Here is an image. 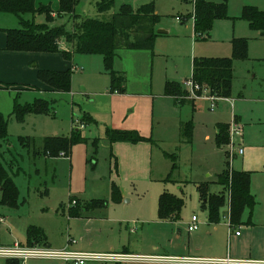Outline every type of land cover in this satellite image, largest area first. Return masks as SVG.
Segmentation results:
<instances>
[{
	"label": "rangeland",
	"instance_id": "1",
	"mask_svg": "<svg viewBox=\"0 0 264 264\" xmlns=\"http://www.w3.org/2000/svg\"><path fill=\"white\" fill-rule=\"evenodd\" d=\"M99 1L80 0L77 14L109 20L123 5L136 11L147 4L115 0L113 9L101 14ZM208 1L224 3L227 16L216 19L209 36L199 39L194 31L192 2L153 0L161 16L160 25L168 34H160L150 51L118 50L113 70L125 77L124 93L112 89V77L102 56L74 53L66 42L60 46L74 53L72 61L60 52L8 51L7 31L19 29L20 21L15 15L0 13V113L8 122L9 140L0 147V157L13 165L10 173L19 189L16 206L1 204L0 190V217L5 218L0 223V247L15 243L27 246V228L35 225L44 229L55 248L74 240L76 243L69 248L74 252L108 254L126 249L137 256L177 255L168 246L177 244L179 236V245L186 252L178 258L217 260L214 258L235 257L240 252L244 259L264 264V101L259 102L264 85V32L253 29L243 17L246 7L264 12V0ZM37 3L58 9L57 0ZM177 17L183 21H176ZM24 18L38 24L46 20L44 15L28 14ZM56 24L66 25L70 31L74 27L69 16ZM235 39L247 41L248 60L234 63L233 99L219 100L214 110L211 101H199L200 110L193 116L192 143L185 142L188 139L182 136L184 128L179 131V119L190 116V112L180 110L166 95V84L174 81L183 86L191 79L194 59L232 57ZM72 69L70 93L43 88L40 72ZM184 92L181 100L195 101L196 92ZM37 100L47 102L50 111L31 113L22 119L14 114L18 105L27 107ZM235 116L240 121H235ZM219 122L229 123L234 131L227 148L219 149L215 142ZM77 130L82 139L70 157L34 155V147L39 149L47 138H70ZM108 131L131 132V137L138 134L143 140L112 143L107 139ZM27 137L36 141H29L30 149L20 144V139ZM225 152L237 154L232 169L252 172L258 202L252 223L246 221L241 229L237 228L240 239H236V228L231 230L224 217L227 203L219 222L210 223L199 191L198 182L206 181L208 176L214 181L220 171L224 172ZM166 153L177 154V168ZM113 185L120 188L123 202L95 207L96 203L110 202ZM211 190L221 192L223 188L213 185ZM163 192L183 201L179 221L167 224L157 219ZM77 203L82 217L63 213V206L78 208ZM193 216L199 223L195 234H203L202 245H197L191 239L195 234L188 232ZM6 263L0 258V264ZM26 264L65 263L33 260Z\"/></svg>",
	"mask_w": 264,
	"mask_h": 264
},
{
	"label": "trees",
	"instance_id": "2",
	"mask_svg": "<svg viewBox=\"0 0 264 264\" xmlns=\"http://www.w3.org/2000/svg\"><path fill=\"white\" fill-rule=\"evenodd\" d=\"M185 3L192 2L194 5V31L199 39H205L213 27L216 19L226 17L227 10L224 3L216 4L208 0H183ZM59 6L56 11L50 5L37 6L36 0H0V13L15 15L20 21V28L7 31L6 49L11 52H43L62 53L66 60L72 61L74 53L82 55H100L104 58L107 71L112 77V89L118 93L125 91V77L113 70L116 54L119 49L153 50L161 23V16L157 13L153 1L134 10L130 5H123L121 10L112 15L109 20L94 18H81L77 14L80 0H58ZM115 0H100L97 3L98 12L103 14L111 11ZM44 15V23H36L25 19L26 15ZM69 16L74 23L73 30L67 29L66 25H57L58 20ZM243 17L255 30L264 32V12L255 7H246ZM65 41L73 47L74 53L61 49L60 44ZM233 56L229 58L213 59L201 58L193 62L192 79L202 90H206L210 96L219 99H228L232 96L234 82V63L239 60H248L247 41L235 39L233 41ZM73 70L42 71L39 74L40 81L49 89L70 93L72 88ZM1 85V83H0ZM183 86L177 82L166 84V95L173 97L178 104L189 102L180 96L185 95ZM50 111L49 104L45 101H35L34 104L16 107L14 114L22 119L31 113H46ZM86 121V120H85ZM86 123V122H83ZM183 135L191 140L193 135V122L187 123ZM217 145L225 146L229 143V126H219ZM131 132L108 131V141L115 142H138L142 137ZM80 131H73L70 138L54 137L47 138L43 147L35 148V156L56 158L60 153L70 157L73 147L81 142ZM30 138H21L20 144L24 148L29 147ZM8 140V122L0 113V147L6 145ZM34 142V141H33ZM169 156V155H168ZM170 157V156H169ZM174 168H177V158L174 156ZM13 165L6 163L0 157V190L2 191L1 204L16 206L19 199V189L10 173ZM218 184L223 188L220 194L211 192L210 184H202L199 187L203 206L209 211V220L218 223L222 209L226 204L227 194L231 195L230 228L240 226L246 210H253L256 200L251 193V174L237 172L226 164L225 171L219 175ZM112 203H120L122 194L114 185L111 193ZM98 204V203H97ZM102 206L104 202H100ZM79 203H77L78 207ZM158 217L162 221L177 222L181 219L184 203L176 196L164 192L159 198ZM27 246H46L47 236L43 229L34 225L27 228ZM10 264H18L11 262Z\"/></svg>",
	"mask_w": 264,
	"mask_h": 264
},
{
	"label": "built area",
	"instance_id": "3",
	"mask_svg": "<svg viewBox=\"0 0 264 264\" xmlns=\"http://www.w3.org/2000/svg\"><path fill=\"white\" fill-rule=\"evenodd\" d=\"M130 2L143 1L150 2L152 0H129ZM177 21H182V18H176ZM184 89L187 90L190 94H195L193 100H209L212 102L211 110H214L216 107V102L219 98L210 96L206 90H202L198 85H196L193 79L187 80L183 85ZM196 92V93H195ZM200 92V93H199ZM206 94V95H205ZM186 99V98H185ZM184 100V99H183ZM189 100V99H186ZM76 123H79L76 120ZM231 134L234 133L233 129L230 130ZM236 132V131H235ZM231 145V144H230ZM243 151L240 150L239 154H242ZM229 157L232 159L236 153H228ZM59 156L68 158L65 153H60ZM76 204V201L73 202V205ZM5 219L0 217V223L4 222ZM199 223L197 216H193L188 231L193 233L198 230ZM236 235L239 236L240 232L237 231ZM72 243H76L72 240ZM0 258L9 259V260H19L22 264H26L28 261L37 260V261H54L65 264H88V263H99V264H123L128 262H180L185 264H262L255 261L248 260H194L187 258H168V257H146V256H136L124 253H108V254H91V253H82L74 252L68 249L56 250L46 246H23L21 244L15 243L13 246L4 248L0 247Z\"/></svg>",
	"mask_w": 264,
	"mask_h": 264
},
{
	"label": "crops",
	"instance_id": "4",
	"mask_svg": "<svg viewBox=\"0 0 264 264\" xmlns=\"http://www.w3.org/2000/svg\"><path fill=\"white\" fill-rule=\"evenodd\" d=\"M58 1V0H57ZM153 1V0H152ZM38 0H36V4H37V6L39 5L38 3ZM151 2V1H150ZM148 3V2H147ZM42 4V3H41ZM40 4V5H41ZM58 6H59V3H58ZM58 8V7H57ZM193 9H194V5H193ZM57 10V9H56ZM157 13L159 14V12H158V10H157ZM160 15V14H159ZM177 18H180V17H177ZM177 21V20H176ZM182 21H183V19H182ZM162 22V21H161ZM181 22V21H180ZM161 24V23H160ZM159 30H164V31H166V29H163V27L160 25L159 26ZM168 34V31H166V35ZM62 42H65V41H62ZM62 50H64V51H67V52H69V50H65V49H62ZM73 60V59H72ZM195 60V59H194ZM194 60H193V62H194ZM73 70V69H72ZM192 72H193V69H192ZM234 74H235V70H234ZM264 81V80H263ZM174 81H168L167 83H173ZM178 83V82H177ZM180 83V82H179ZM234 84V83H233ZM0 87H1V85H0ZM47 86L46 85H43V88H46ZM43 88H36V89H39V90H41V91H43L44 89ZM47 89V88H46ZM261 94H262V98L260 97L259 98V102H261V101H264V85H263V87H262V89H261ZM173 100H174V102H175V105L177 106V107H179L180 108V110H182V111H184V110H188L189 112H190V116H188V117H181L180 119H179V131L182 129V126H185L187 123H189V122H193V116H194V113H196V112H198L199 110H200V106L198 105L199 104V101H201V100H195V101H189V102H185L184 104H178V102H176V100L173 98V97H171ZM232 99H233V92H232V96H231V98H228V99H224V100H230V101H232ZM258 102V101H257ZM187 107V108H186ZM182 108H184V109H182ZM235 121H240V119L237 117V116H235ZM75 123H76V121H75ZM76 124H78V123H76ZM221 125H228L229 126V139H230V141H229V143L227 144V145H225V146H221V147H219L218 145H217V140H218V136H219V133H220V130H219V126H221ZM230 130H231V128H230V125H229V123H222V122H219V123H217V125L215 126V142H216V145H217V147L219 148V149H222V148H227V146H229L230 144H232V140H231V132H230ZM77 131H79V130H77ZM193 133H194V123H193ZM209 138V137H208ZM192 140H193V135H192V138H191V140H187V141H185V142H188V143H192ZM36 141L34 140V143H35ZM44 142V141H43ZM184 143V142H183ZM36 144V143H35ZM37 146V145H36ZM43 147V145L41 146V147H39V149H41ZM35 148L36 149H38L37 147H34V150H35ZM38 149V150H39ZM227 153V154H226ZM35 155V154H34ZM170 157H169V156ZM177 155V154H176ZM166 156L167 157H169L170 159H173V160H175V158H174V156H175V154H169V153H166ZM37 158L38 157H41V156H36ZM36 157H35V159H36ZM237 158V154H235V156L232 158V159H236ZM232 159L229 157V154H228V152H225V157H224V167L223 168H225L226 169V164L227 163H229L230 164V168H231V163H232ZM174 166V165H173ZM232 169V168H231ZM234 171H237V172H247V173H250L251 174V193H252V195L254 196V198H255V200H256V206H255V208L253 209V210H250V209H248V210H246V212L244 213V216H243V219H242V223H241V225H243V224H246V221H248L247 222V224H251L252 223V217H253V215H254V212H255V209H256V207H257V205H258V202H257V197H256V195H255V193H254V191L253 190H255V188H254V184H253V182H252V172H250V171H246V170H235V169H233ZM225 171V170H224ZM220 174H222V172L220 171V173H218L217 175H216V179L213 181V180H211L212 179V177H210V176H208L207 177V180L206 181H200V182H198V185H199V187L202 185V184H210L211 186H220L219 184H218V177H219V175ZM210 180H211V182H210ZM114 186V185H113ZM112 186V187H113ZM118 187V186H117ZM119 188V187H118ZM120 189V188H119ZM121 191V190H120ZM211 192L213 193V194H220L221 192H217V191H215V192H213L212 190H211ZM164 193V192H163ZM163 193H161V195L163 194ZM121 194H122V192H121ZM123 195V194H122ZM160 195V196H161ZM160 198V197H159ZM123 196H122V201L120 202V203H117V204H115V203H112V201L110 200V202H104L105 203V205L104 206H102L100 203H96L95 204V207H99V208H101V207H107L108 206V203H110V205H118V204H121L122 202H123ZM126 203H128V201H126ZM226 203H227V205H228V211H227V213H226V216H225V214H224V217H226L227 218V220H228V223H230V212H231V207H230V203H231V195L230 194H227V196H226ZM73 204V203H72ZM202 204H203V202H202ZM158 205H159V200H158ZM226 205V204H225ZM225 207V206H224ZM158 208H159V206H158ZM62 211H63V213H67V211H68V213H69V216L70 217H77V218H80V217H82V210H81V208L79 207V205H78V208H73V207H67V206H63L62 208ZM207 209V208H206ZM224 209V208H223ZM223 209H222V211H223ZM207 212H208V220H209V211L207 210ZM2 218H4V217H2ZM193 218V217H192ZM5 219V218H4ZM160 222H163V223H167V224H169V223H172V222H174V221H162V220H160L159 219V217L157 218ZM192 220V219H191ZM209 222L210 223H212L210 220H209ZM190 223H191V221H190ZM213 224H215V223H213ZM240 225V226H241ZM35 226V225H34ZM240 226H237L236 227V231L235 232H237V228L239 227V229H241L240 228ZM229 227H230V225H229ZM41 228V227H40ZM43 229V228H42ZM231 229V228H230ZM43 231H44V229H43ZM134 230H130V232H133ZM189 232V231H188ZM196 232V231H195ZM195 232H193L194 234H195ZM44 233H45V231H44ZM190 233V232H189ZM46 234V233H45ZM191 234V233H190ZM235 235H236V233H235ZM47 236V235H46ZM178 237V240H175L176 242H177V244H175V245H173V246H168V247H170V250H175V253L177 254V255H159V256H166V257H174V256H176V258H178V257H183L182 255H181V253H183V252H186V248L184 249V248H182V246L181 245H179V236H177ZM202 237H203V234L202 233H197V234H195V235H193L192 236V240L193 241H195L196 242V244L197 245H202ZM242 237V235H240V236H237V238L236 239H240ZM73 243H72V241L69 243V245H67V246H65V247H63V248H55L54 246H53V244L49 241V239H48V237H47V244H46V247H49V248H53V249H56V250H62V249H68L69 250V248L71 247L70 245H72ZM24 246V245H23ZM196 247V246H195ZM182 249H184V250H182ZM195 249L193 248L192 249V251H194ZM119 253H124V254H130V255H132L130 252H128L126 249L124 250V251H122V252H119ZM137 256V255H136ZM151 256H154V255H151ZM146 257H149V256H146ZM232 259V260H248V259H244L243 257H241V255H240V252H237V254H236V256L235 257H231V255H228L227 257H215L214 259H218V260H225V259ZM6 261H7V263L6 264H10L11 262H17L18 264H22V262L21 261H19V260H9V259H5ZM252 260H258V259H252ZM33 261V260H32Z\"/></svg>",
	"mask_w": 264,
	"mask_h": 264
},
{
	"label": "water",
	"instance_id": "5",
	"mask_svg": "<svg viewBox=\"0 0 264 264\" xmlns=\"http://www.w3.org/2000/svg\"><path fill=\"white\" fill-rule=\"evenodd\" d=\"M158 33L159 34H166V31H164V30H158Z\"/></svg>",
	"mask_w": 264,
	"mask_h": 264
}]
</instances>
